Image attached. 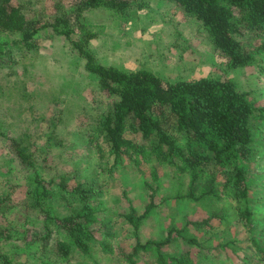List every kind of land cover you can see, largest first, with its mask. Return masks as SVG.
Instances as JSON below:
<instances>
[{
  "label": "trees",
  "instance_id": "obj_1",
  "mask_svg": "<svg viewBox=\"0 0 264 264\" xmlns=\"http://www.w3.org/2000/svg\"><path fill=\"white\" fill-rule=\"evenodd\" d=\"M137 1L47 0L36 7L28 0H0V64L11 68L13 47L27 52L37 49L43 31L70 41L104 97L102 110L91 117L85 145L110 163V172L125 163L136 169L148 165L145 186L150 191L143 211L129 201L125 211H113L103 205V187L96 177L69 181L53 171L49 150L63 140L56 133V121L43 117L49 124L40 145L25 133H12L0 121V142L9 152L10 163H15L13 168L9 163L5 171L0 168V264L12 263L1 246L12 238L14 227L2 224L19 186L6 178L13 170L25 182L29 206L43 218L45 234L37 264H68L73 252L100 264L94 247L107 259L116 255L124 264H138L142 255L150 256L145 264H196L191 248L181 247L177 253L164 248L181 242L202 253L203 242L189 230L208 233L212 220L225 222L226 213L212 211L198 220L186 219L179 227L170 222L165 236L141 238L140 226L156 206L164 167L178 180L187 178L186 191L176 193L177 199H231L232 214L244 228L252 253L242 256V264H264V104L256 105L249 91L227 78L169 81L148 69L126 70L99 62L88 47L93 34L79 22L82 13L104 8L124 16ZM169 1L199 23L227 67L260 64L264 0ZM70 4L72 8H66ZM75 30L83 33L82 42L72 39ZM55 193H61L66 202L64 214L52 210ZM118 222L130 226L133 242L129 245L116 240ZM25 244L32 245L34 240L29 238ZM225 246L233 248L234 239L215 247Z\"/></svg>",
  "mask_w": 264,
  "mask_h": 264
},
{
  "label": "rangeland",
  "instance_id": "obj_2",
  "mask_svg": "<svg viewBox=\"0 0 264 264\" xmlns=\"http://www.w3.org/2000/svg\"><path fill=\"white\" fill-rule=\"evenodd\" d=\"M28 1L38 7L47 0ZM66 8H72L71 4ZM79 22L87 24V30L93 34L88 47L103 64L126 70L148 69L169 81L204 76L227 78L249 91L256 105L264 104V70H260L264 52L259 55L262 60L259 65L227 67L205 30L172 1L139 0L124 16L104 8L88 9ZM39 37L40 44L35 50L27 52L13 47L11 68L0 64V121L12 133H25L39 145L45 140L49 124L43 117L56 121V133L63 140L49 150L53 171L69 181L96 177L103 187V205L113 211H125L128 201L138 212L143 211L150 193L145 186L149 166L136 169L125 163L110 172V163L99 159L95 149L85 145L84 135L91 127V117L103 108V94L95 78L84 70L83 60L70 41L51 31H43ZM72 39L82 42L84 35L75 30ZM9 163V152L0 142V168L5 171ZM10 164L12 168L15 166L14 162ZM6 178L19 186L11 201L12 208L2 221L13 224L12 238L2 244L1 250L9 253L11 264H37L41 236L45 234L43 218L29 206L27 187L20 174L13 170ZM186 182L187 178L178 180L168 168L161 169L156 206L140 226L141 238L165 236L170 222L179 227L186 219L198 220L212 211L225 212V222L213 219L210 232L189 230L203 242L202 253L197 254L195 247L181 242L164 249L177 253L181 247L191 248L196 264H242V256L250 257L252 253L246 245L244 228L232 214L231 199L175 198L176 193L186 191ZM65 203L62 194L55 193L50 205L58 214H64L68 210ZM115 228L117 241L124 245L133 242L127 223L118 222ZM29 238L34 244L27 246L25 241ZM232 239L233 248L215 247ZM94 249L100 264H124L116 255L107 259L97 247ZM147 259L150 261L149 255H142L138 264H145ZM68 264L95 263L73 252Z\"/></svg>",
  "mask_w": 264,
  "mask_h": 264
}]
</instances>
